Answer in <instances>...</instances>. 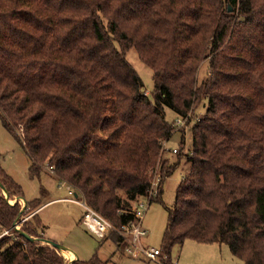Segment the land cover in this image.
<instances>
[{
    "label": "trees",
    "instance_id": "obj_1",
    "mask_svg": "<svg viewBox=\"0 0 264 264\" xmlns=\"http://www.w3.org/2000/svg\"><path fill=\"white\" fill-rule=\"evenodd\" d=\"M132 47L153 69L151 96ZM167 108L192 123L189 151L169 165L161 140L177 129ZM0 117L31 155L30 177L47 164L116 227L134 220L158 165L151 202L163 199L185 157L160 261L174 263V246L194 239L264 264V0H0ZM0 181V264H67L14 227L30 214L21 230L44 238L47 189L22 209L10 199L24 190L1 160ZM71 264L112 263L95 253Z\"/></svg>",
    "mask_w": 264,
    "mask_h": 264
},
{
    "label": "rangeland",
    "instance_id": "obj_2",
    "mask_svg": "<svg viewBox=\"0 0 264 264\" xmlns=\"http://www.w3.org/2000/svg\"><path fill=\"white\" fill-rule=\"evenodd\" d=\"M126 56L141 75L145 92L151 96L154 87L153 69L142 60L135 47L129 48L126 51ZM208 67L209 59L207 58L201 63L199 69L200 80L207 76ZM176 117L177 115L170 108H167V118L173 121ZM191 124L186 122V124L176 127L177 130L173 133L170 140H161V158L162 160L165 159L168 165L179 159L180 150L185 153L186 149L190 147ZM182 129L185 131L186 140L184 144L181 143ZM17 130L21 135V128L19 127ZM176 147L180 148L178 152L173 151ZM0 160L7 172L21 184L24 190V198L27 200L39 196L43 188L47 189L48 192H46V198H44L47 203L40 209L41 219L44 224L42 229L44 238L64 244L68 249L78 254L81 259H88L97 253L101 258L108 259L112 264H158L156 260L136 258L127 253L124 246L117 243L112 237V233L111 236L101 238L90 231L82 222L83 206L64 198L70 196V193L67 191L66 186H62L60 178L55 171H51L52 168L47 164L44 165V172H42L41 177H30L31 155L12 133L5 128L1 117ZM190 169V162L185 157L181 158L174 172L164 181L163 199L154 200L149 204L144 218V226L149 228V234L143 238L145 244L161 247L162 236L168 219L167 206L173 205L176 189L183 178L190 172ZM160 174L161 167L158 165L155 168L153 179L155 180ZM76 189L82 193L77 187ZM53 198L58 199L49 201ZM18 201L22 209H25V201L22 198ZM10 202H15V198L10 199ZM29 217L30 214H25L17 225L21 227L22 223ZM41 242L46 243L42 240ZM59 252L68 263H71L72 258L67 257L62 251ZM172 257L176 264H243V261L232 253L227 243H202L194 239H187L181 245L174 246Z\"/></svg>",
    "mask_w": 264,
    "mask_h": 264
},
{
    "label": "built area",
    "instance_id": "obj_3",
    "mask_svg": "<svg viewBox=\"0 0 264 264\" xmlns=\"http://www.w3.org/2000/svg\"><path fill=\"white\" fill-rule=\"evenodd\" d=\"M188 118L189 116H177L173 120V123L178 128V126L186 124ZM200 118L201 116L198 117V119ZM179 149V147H176L173 149V151L178 152ZM187 151H189V148H187L185 152ZM51 171L53 172L54 169H51ZM153 182L154 184L149 193L147 195L138 196L135 200V204L131 209L132 213L135 215L134 220L116 227L109 219L93 209L87 203L84 194L79 193L73 184L69 183L65 179H60L62 186H66L68 192L70 193V196L65 198L67 200L77 202L83 206L84 213L82 216V222L90 231L101 238H104L110 231H114L122 238L119 244H122L125 251L130 253L133 257L152 259L156 260L158 264H165L164 262L160 261V247L150 246L143 242V238L149 234V228L144 226L145 213L149 204L151 203V197L157 193L156 184L158 185L160 182V175L156 177ZM172 264H176L175 261Z\"/></svg>",
    "mask_w": 264,
    "mask_h": 264
},
{
    "label": "water",
    "instance_id": "obj_4",
    "mask_svg": "<svg viewBox=\"0 0 264 264\" xmlns=\"http://www.w3.org/2000/svg\"><path fill=\"white\" fill-rule=\"evenodd\" d=\"M229 10H232V6H231V5L229 6ZM0 185H1V187L3 188L4 193H5L6 196L8 197V190L6 189L5 185H4L1 181H0ZM76 195H77V194H76ZM20 198H22V199L25 201V206H26V204H27V199L24 198V196H17V197H15V202L18 201ZM12 203H14V202H12ZM25 206H24V207H25ZM17 223H18V221H15V222H14V227H15L17 230H20V232H21L23 235L27 236L28 238H30V239H32V240H35V239L42 240V241H44V242H46V243L52 245L53 247H55L56 249H58L59 251H62V252H64L65 250L68 249L64 244H62V243H58V242H56V241H54V240H52V239H49V238H39V237H35V236H31V235L27 234V232H25L24 230H21V228L17 225ZM75 254H76V253H75ZM76 255H77V254H76ZM77 258H78V255H77V257L72 258L70 262H72L74 259H77ZM68 264H71V263H68Z\"/></svg>",
    "mask_w": 264,
    "mask_h": 264
},
{
    "label": "bare ground",
    "instance_id": "obj_5",
    "mask_svg": "<svg viewBox=\"0 0 264 264\" xmlns=\"http://www.w3.org/2000/svg\"><path fill=\"white\" fill-rule=\"evenodd\" d=\"M64 253H65V255H66L67 257H69V258L75 256V253H74L73 251H71V250H65Z\"/></svg>",
    "mask_w": 264,
    "mask_h": 264
},
{
    "label": "crops",
    "instance_id": "obj_6",
    "mask_svg": "<svg viewBox=\"0 0 264 264\" xmlns=\"http://www.w3.org/2000/svg\"><path fill=\"white\" fill-rule=\"evenodd\" d=\"M60 184V183H59ZM68 191V190H67ZM61 198V197H60ZM63 198V197H62ZM65 198V197H64ZM56 199H58V198H53V199H51V200H49V201H53V200H56ZM48 201V202H49ZM72 202H74V201H72ZM41 209V208H40ZM68 250H71V249H68ZM72 251V250H71ZM74 252V251H73ZM75 253V252H74ZM78 255V254H77ZM77 255L75 254V256L74 257H77ZM74 257H71V258H74Z\"/></svg>",
    "mask_w": 264,
    "mask_h": 264
}]
</instances>
